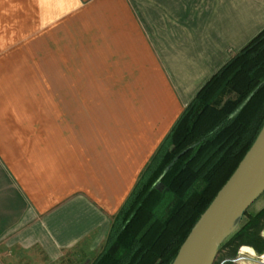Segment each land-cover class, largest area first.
<instances>
[{"label": "crops", "instance_id": "obj_1", "mask_svg": "<svg viewBox=\"0 0 264 264\" xmlns=\"http://www.w3.org/2000/svg\"><path fill=\"white\" fill-rule=\"evenodd\" d=\"M263 28L264 0H0V264L91 263L184 108Z\"/></svg>", "mask_w": 264, "mask_h": 264}, {"label": "trees", "instance_id": "obj_2", "mask_svg": "<svg viewBox=\"0 0 264 264\" xmlns=\"http://www.w3.org/2000/svg\"><path fill=\"white\" fill-rule=\"evenodd\" d=\"M263 124L264 28L184 108L113 217L105 244L90 264H171ZM263 229L264 207L248 214L224 247L234 248L233 255L242 245L262 253ZM212 264H218L217 257Z\"/></svg>", "mask_w": 264, "mask_h": 264}, {"label": "water", "instance_id": "obj_3", "mask_svg": "<svg viewBox=\"0 0 264 264\" xmlns=\"http://www.w3.org/2000/svg\"><path fill=\"white\" fill-rule=\"evenodd\" d=\"M264 191V124L238 166L200 215L171 264H212L235 219Z\"/></svg>", "mask_w": 264, "mask_h": 264}, {"label": "rangeland", "instance_id": "obj_4", "mask_svg": "<svg viewBox=\"0 0 264 264\" xmlns=\"http://www.w3.org/2000/svg\"><path fill=\"white\" fill-rule=\"evenodd\" d=\"M262 201H264V191H262L261 192V194L248 206V208H247V212H246V215L245 214H240L236 219H235V221L233 222V224L230 226V228H229V230H228V232H227V234H226V236L222 239V241L219 243V245H218V250L220 251V252H218L217 253V261L219 262L220 261V258L221 257H227V258H230V257H233V256H235L237 253H238V251H240L239 250V248H241L242 246H247V245H242V246H240L238 249H237V251H236V253L233 255V249L234 248H231V247H224V245H225V243H226V241L228 240V238L230 237V235L233 233V232H235L240 226H241V224L243 223V222H245L246 221V218H247V215L248 214H251V213H253V209L255 210V207H257L258 206V204L259 203H261ZM264 207V206H263ZM262 207V208H263ZM261 208V209H262ZM260 209V210H261ZM258 212V211H257ZM257 212H255V213H257ZM254 213V214H255ZM260 234H261V236L263 237V239H264V229L260 232ZM224 247V248H223ZM250 247V246H249ZM251 248V247H250ZM250 252H253V251H255L253 248H251L250 250H249ZM255 254H260V253H257L256 251L254 252ZM220 254V255H219ZM219 255V256H218ZM249 261H254V260H249ZM245 262V261H244ZM254 262H256V261H254ZM241 263V262H240ZM240 263H226V264H240ZM257 263V262H256ZM87 264H90V263H87ZM257 264H259V263H257Z\"/></svg>", "mask_w": 264, "mask_h": 264}, {"label": "built area", "instance_id": "obj_5", "mask_svg": "<svg viewBox=\"0 0 264 264\" xmlns=\"http://www.w3.org/2000/svg\"><path fill=\"white\" fill-rule=\"evenodd\" d=\"M254 260L259 264H264V252L260 254H255L254 252L250 251H238V253L230 258L223 257L220 259L218 264H226V263H240L244 261Z\"/></svg>", "mask_w": 264, "mask_h": 264}]
</instances>
